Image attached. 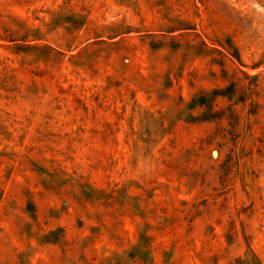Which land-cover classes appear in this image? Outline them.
Here are the masks:
<instances>
[{"label":"rangeland","instance_id":"374dc122","mask_svg":"<svg viewBox=\"0 0 264 264\" xmlns=\"http://www.w3.org/2000/svg\"><path fill=\"white\" fill-rule=\"evenodd\" d=\"M0 264H264V0H0Z\"/></svg>","mask_w":264,"mask_h":264}]
</instances>
